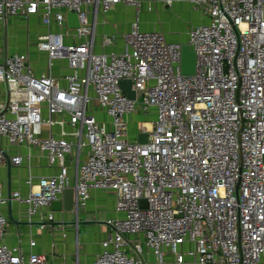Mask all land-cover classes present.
<instances>
[{
  "label": "built area",
  "instance_id": "2783aa9c",
  "mask_svg": "<svg viewBox=\"0 0 264 264\" xmlns=\"http://www.w3.org/2000/svg\"><path fill=\"white\" fill-rule=\"evenodd\" d=\"M188 1L209 22L191 26L185 43L136 20L122 50L103 53L97 14L118 4L139 13L140 0H0V23L40 15L46 30L35 49L48 59L37 73L28 52L0 49V82L14 96L0 103V168L21 167L19 149L35 148L55 169L29 175L26 193L0 181V264L46 262L35 241L4 243V208L17 203L32 221L68 188L76 215L93 190L112 193L121 215L105 220L110 232L93 264H149L128 239L137 235L155 264L167 255L171 264H264V0ZM68 12L78 27H68ZM112 41L102 36V45ZM183 45L195 55L191 74L181 70ZM64 64L62 86L50 71ZM137 111L153 115L133 134ZM54 220L45 213L39 229L53 232Z\"/></svg>",
  "mask_w": 264,
  "mask_h": 264
},
{
  "label": "crops",
  "instance_id": "0c3cea01",
  "mask_svg": "<svg viewBox=\"0 0 264 264\" xmlns=\"http://www.w3.org/2000/svg\"><path fill=\"white\" fill-rule=\"evenodd\" d=\"M150 7H156V11L143 18L146 30H156L161 32L168 42L185 43L187 32L193 25L205 24L209 22V17L202 11L195 10L188 0H176L171 6L166 5L165 0H144ZM194 11L198 15V21L192 22L190 26H180L179 19L183 10ZM172 10V13L168 12ZM135 13V16L133 15ZM174 14V19H171ZM93 19L92 14L89 15ZM139 20L138 12L134 6L118 4L108 12H99L96 16V51L97 52H120L123 48V37L132 24ZM142 21H138L140 26ZM194 23V24H193ZM68 25V24H67ZM53 31L57 30L54 26ZM141 29V28H140ZM46 28L42 25L40 15L31 16L24 19L21 16L9 18L6 23H0V49L2 55L16 52H28L29 57L36 68L37 73L46 71L45 60L47 55L39 53L35 49L38 35L44 33ZM113 37L110 44L102 45V36ZM62 70V72H60ZM52 76L60 82L62 86L66 84L64 75L68 73L67 66L58 65L51 69ZM14 96L8 93L5 83L0 82V103ZM140 116L133 115L131 130L137 125ZM136 118V119H135ZM19 152L25 155V161L21 167H2L0 168V181L10 186L18 188L26 193L29 188L25 180L29 175L40 177L53 174L54 168L47 165L45 157L35 148L30 150L20 148ZM62 200V197H60ZM115 198L110 192L93 190L85 206V210L78 212L72 211L55 212L51 208L36 215L32 221H27L23 207L17 203H11L4 208L8 217V228L4 236V243L9 246L21 245L29 247L30 241H35L34 250L46 257L45 264H93L96 255L100 252L101 241L109 234L110 227L105 224V220L119 218L121 215L114 210ZM53 212L54 222L49 227L53 230H40L39 223L41 216L47 212ZM65 233V236L62 235ZM130 241L140 242L145 252V258L149 264H155V257L147 251L144 244V236H129ZM172 257L167 255L165 264H171Z\"/></svg>",
  "mask_w": 264,
  "mask_h": 264
},
{
  "label": "water",
  "instance_id": "95a60500",
  "mask_svg": "<svg viewBox=\"0 0 264 264\" xmlns=\"http://www.w3.org/2000/svg\"><path fill=\"white\" fill-rule=\"evenodd\" d=\"M67 24L70 28L78 27V19L74 12L67 13ZM195 68V55L190 50L188 45L182 46V56H181V70L184 74H191L194 72ZM120 88L126 94L129 99L135 98V92L131 89V80L120 81ZM147 141L146 133H139L137 135L138 143H145ZM143 203V201H141ZM51 209L55 212L72 211L74 209V189L68 188L63 192L62 200H56L52 202Z\"/></svg>",
  "mask_w": 264,
  "mask_h": 264
},
{
  "label": "rangeland",
  "instance_id": "374dc122",
  "mask_svg": "<svg viewBox=\"0 0 264 264\" xmlns=\"http://www.w3.org/2000/svg\"><path fill=\"white\" fill-rule=\"evenodd\" d=\"M140 1H141V7H140L139 13H138V18H139L138 21L139 22L142 21L141 24H140V28H141V30H145V28H147V26L145 25V22H143V18L145 19V17H146V19H147V16L149 14H152L153 12L156 11V7H155V5L154 6L152 5L151 9L148 10L147 2H145L144 0H140ZM168 12L172 13V10H168ZM196 14L197 13H195L194 11H191L190 12L187 9L186 10H183V13H182L181 17L178 20L179 21L178 22L179 25L180 26H184V27L186 26L187 27V26H190V24L192 22H197L199 18H198V15H196ZM133 15L135 16V13L134 12H133ZM174 17H175V15L174 14H171V19L172 18L174 19ZM146 31H151V30H146ZM47 62H48V59L45 60V64H47ZM57 66L58 65H54L52 68L57 67ZM142 113H144V112L137 111L135 113L136 116H140L139 119H136L135 118L137 120V125H139V127H140V124H141V122L143 120H146V121L147 120H150L151 117H152V115H153L152 112L146 113L149 116H147L145 113L144 114H142ZM132 133L134 134V130L132 131ZM84 210H85V207L84 208H81L79 210V212H82Z\"/></svg>",
  "mask_w": 264,
  "mask_h": 264
},
{
  "label": "bare ground",
  "instance_id": "6f19581e",
  "mask_svg": "<svg viewBox=\"0 0 264 264\" xmlns=\"http://www.w3.org/2000/svg\"><path fill=\"white\" fill-rule=\"evenodd\" d=\"M147 127L149 126L150 127V124L147 122L146 124H145Z\"/></svg>",
  "mask_w": 264,
  "mask_h": 264
}]
</instances>
